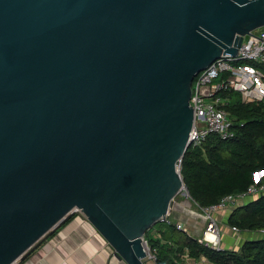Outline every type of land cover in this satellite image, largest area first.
I'll return each instance as SVG.
<instances>
[{
	"label": "water",
	"instance_id": "1",
	"mask_svg": "<svg viewBox=\"0 0 264 264\" xmlns=\"http://www.w3.org/2000/svg\"><path fill=\"white\" fill-rule=\"evenodd\" d=\"M264 0H0V264L80 212L125 264L180 194L194 78Z\"/></svg>",
	"mask_w": 264,
	"mask_h": 264
},
{
	"label": "trees",
	"instance_id": "2",
	"mask_svg": "<svg viewBox=\"0 0 264 264\" xmlns=\"http://www.w3.org/2000/svg\"><path fill=\"white\" fill-rule=\"evenodd\" d=\"M258 68L264 71V64ZM226 111L233 137L210 135L186 151L180 175L191 200L200 207L214 205L228 195H238L252 185L255 173H264V102H247L238 92H228ZM264 184V175L262 177ZM227 225L239 231L264 229V195L231 211ZM160 226L162 241L145 236L155 264H180L181 256L211 264H264V238L243 243L240 251L215 249L198 238L183 235L174 223Z\"/></svg>",
	"mask_w": 264,
	"mask_h": 264
},
{
	"label": "built area",
	"instance_id": "3",
	"mask_svg": "<svg viewBox=\"0 0 264 264\" xmlns=\"http://www.w3.org/2000/svg\"><path fill=\"white\" fill-rule=\"evenodd\" d=\"M264 64V27L251 32L247 41H243L237 49L235 57L223 56L201 71L191 84L189 105L193 111V126L189 134L191 147L199 146L210 135H217L221 140L233 137L231 122L226 111L228 103L224 95L228 92H238L247 102H264V74L258 68ZM180 172V168H179ZM263 171L253 176V183L245 192L238 195H228L218 203L207 207H200L194 203L184 184L181 192L189 198L199 210L195 213L185 209V216L193 222L202 221L203 232L199 242L215 249H219L218 214L231 211L237 204H242L248 198L264 195L262 183ZM175 199L167 214L160 218L158 224L174 223L176 218ZM79 213L80 212H74ZM83 217V216H82ZM177 230H183L181 223H174ZM237 232L236 228H231ZM264 237V229L256 231ZM146 257L145 264H155L156 254L144 243ZM18 263V262H17ZM15 263V264H17Z\"/></svg>",
	"mask_w": 264,
	"mask_h": 264
},
{
	"label": "crops",
	"instance_id": "4",
	"mask_svg": "<svg viewBox=\"0 0 264 264\" xmlns=\"http://www.w3.org/2000/svg\"><path fill=\"white\" fill-rule=\"evenodd\" d=\"M262 72L264 74L263 70ZM252 200L253 198H248L237 206L247 204ZM231 211L218 214L219 249L238 252L244 242L264 238L260 237L256 231L238 230L233 232L231 227L227 225ZM75 214L71 215L65 224L42 240L25 259L17 264H125L113 256L111 247L92 225L84 217ZM174 223L183 225V230H180L183 235L198 239L201 237L203 232L202 221L193 222L188 220V217L182 216L181 218L176 217ZM159 228L160 226L155 225L147 231L146 235L162 241ZM145 236L143 242L147 245ZM162 242L167 246L170 245L169 242ZM180 264L211 263H208L204 258L195 261L186 255H182Z\"/></svg>",
	"mask_w": 264,
	"mask_h": 264
},
{
	"label": "rangeland",
	"instance_id": "5",
	"mask_svg": "<svg viewBox=\"0 0 264 264\" xmlns=\"http://www.w3.org/2000/svg\"><path fill=\"white\" fill-rule=\"evenodd\" d=\"M175 209L177 210L175 212V216L179 217V218H181L182 216L186 217L185 212H184L185 209L191 210L195 213H199V210L197 209V207L193 204V202L189 198H186V196L183 194V192H181L175 198ZM75 215L77 216L80 214L76 213Z\"/></svg>",
	"mask_w": 264,
	"mask_h": 264
}]
</instances>
